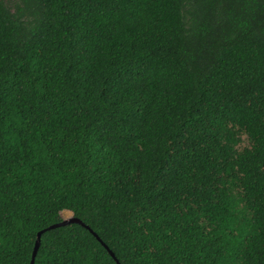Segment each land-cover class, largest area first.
I'll return each mask as SVG.
<instances>
[{
	"label": "trees",
	"instance_id": "trees-1",
	"mask_svg": "<svg viewBox=\"0 0 264 264\" xmlns=\"http://www.w3.org/2000/svg\"><path fill=\"white\" fill-rule=\"evenodd\" d=\"M64 212L35 264H264V0H0V264Z\"/></svg>",
	"mask_w": 264,
	"mask_h": 264
},
{
	"label": "water",
	"instance_id": "water-1",
	"mask_svg": "<svg viewBox=\"0 0 264 264\" xmlns=\"http://www.w3.org/2000/svg\"><path fill=\"white\" fill-rule=\"evenodd\" d=\"M73 223H79V224H82L79 220L74 219V218H71V219H69V220H65L63 223L53 225V226L49 227L48 229H46V230L40 232L39 235H38V241H37V244H36V247H35V251H34V254H33V259H32L31 264H35V263H36V259H37V256H38V252H39V249H40V246H41L42 237H43V235H44L45 233H47V232H49V231H52V230H56V229H58V228L66 227V226H68V225H70V224H73ZM84 226H85V225H84ZM87 228H88V227H87ZM93 234H94V235L97 237V239H98V240H99V241H100V242L106 247V249L111 253L112 257L117 261V263L120 264L119 261L117 260L116 256H115V254H114L112 251H110L109 247L106 246V245L103 243V241L100 239V237H98L97 234H95V233H93Z\"/></svg>",
	"mask_w": 264,
	"mask_h": 264
},
{
	"label": "rangeland",
	"instance_id": "rangeland-1",
	"mask_svg": "<svg viewBox=\"0 0 264 264\" xmlns=\"http://www.w3.org/2000/svg\"><path fill=\"white\" fill-rule=\"evenodd\" d=\"M6 4L15 12V9L17 8L18 4L20 3V0H4ZM64 219H69L72 217V213L70 212H64L62 214Z\"/></svg>",
	"mask_w": 264,
	"mask_h": 264
}]
</instances>
